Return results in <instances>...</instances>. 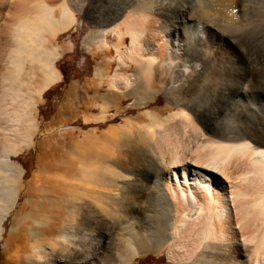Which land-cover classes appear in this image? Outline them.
Wrapping results in <instances>:
<instances>
[{
	"label": "bare ground",
	"instance_id": "1",
	"mask_svg": "<svg viewBox=\"0 0 264 264\" xmlns=\"http://www.w3.org/2000/svg\"><path fill=\"white\" fill-rule=\"evenodd\" d=\"M43 1L13 3L22 16L12 37L20 43L11 50L15 59H5L11 72L0 73V106L10 105L0 118V239L22 178L10 158L36 129L35 100L22 97L15 73L20 55L35 61L41 29L54 35L75 22L63 1L59 17ZM87 12L99 27L90 40L100 37L105 45L113 36L119 54L104 105L131 92V106L144 111L126 120L119 138L110 126V136L75 144L85 161L95 151L90 164H66L39 145V175L27 181L26 203L5 239L19 254L6 264H130L164 248L173 264H264V0H106ZM122 29L129 36L125 50L115 45ZM191 62L194 71L174 70ZM128 63L133 70L126 75L120 67ZM59 78L51 70L34 92L39 96ZM158 93L165 104L144 108ZM72 168L75 181L85 183L78 196L45 177L69 179Z\"/></svg>",
	"mask_w": 264,
	"mask_h": 264
},
{
	"label": "rangeland",
	"instance_id": "2",
	"mask_svg": "<svg viewBox=\"0 0 264 264\" xmlns=\"http://www.w3.org/2000/svg\"><path fill=\"white\" fill-rule=\"evenodd\" d=\"M61 1H63L67 5L68 9L75 18V22L72 23L67 30L62 32H57L54 35H52L51 31L49 29L47 30V28L43 29L44 31L46 29L45 32L41 29L40 30L41 33L39 32L36 38L39 47L37 48L29 47L32 50L34 48L35 50L34 52L36 53V55L37 54L39 55V58L35 59V61L38 60L39 63H36L34 59L31 58V56L29 57L26 55V57H24L25 53H22L20 55V57H22L21 59L22 65L20 63L19 69L15 72L17 73L18 79L21 82L23 81V85H21L20 87V90L22 92L21 93L22 97H31L33 98V100H35V107L31 110V114H32V118L34 117L33 120L36 129L35 131L29 129L30 130L29 132L32 135V142L26 146L22 145V149L18 150L17 154L15 156H11L10 158L11 159L10 162H12V164H15L21 170L22 178L20 181L21 186H19L18 189L17 201L13 205L9 216L2 225L3 232H2V237L0 239V264H6L7 262L15 261L17 259V255L19 254L20 249H16L15 252L13 253V247H14L13 244H10L11 246L6 245L5 239L9 233L11 222L13 219H15L14 216L16 215L17 211L26 203L27 197L25 195V185L27 181L30 180L31 177L36 178L39 175L38 172H34L35 161L37 157L41 155V149L39 145L43 143L45 146L47 145L46 147L53 149L52 151L54 158L56 157L61 161H64L66 164H68L69 161L71 160L72 162H75L78 165V162L85 161V155L82 154L83 151H78L74 148L75 144L78 145L83 144L85 142V136L88 135L90 136L92 135L94 137H101L103 135L110 136V134L106 132V130H108L110 126L115 128L116 138H119L121 135H124L122 134L121 132L122 130L120 129V127L125 125L126 120L131 119L136 114L142 113L144 111V109L142 110V108H136L131 106V102L133 101V96L131 92H128L127 97L122 99L121 101H116L115 103H109L107 106L110 105L109 106L110 108L104 105V101L102 100V95L106 93L108 87L105 84V81L108 78L107 75L110 74V72L115 71L116 68H119L117 67L119 66L118 65L119 62L118 63L116 62V60L118 61L119 54L116 53L113 45L111 46V44L114 42L113 36L112 39L111 37H107V41H106L107 43L105 45H101L102 42L100 37L92 38L94 39L96 45H94V41L91 40L93 41V43L89 47H87V45L85 46V40L91 39L89 36L91 33L98 35V31H99V27L94 26L95 22L92 21L91 19L90 15L92 14L88 13L87 10L88 11L92 10V8L96 7L97 5L99 7H101V5L104 6V4H106V0H60V3ZM57 2H59V0H45L44 2L46 6L49 7V9L51 8L49 11L50 15H52L53 14L52 12H54L53 16L55 17L60 16V10H59L60 3ZM13 3L14 5H16L15 0H0V19L4 18L3 21H1L2 19L0 20L1 23L2 22L4 23V24L2 23L3 25H1L0 23V31L2 30L1 31L2 34L0 32V45L1 47L4 46V44L6 45V43H4L3 40L5 36H8L10 34L8 33L7 35V31H9L10 29L11 30L9 32H11V34H10V38L8 36V40L12 42L11 43L12 45L9 43L11 46L9 44L6 45V46L9 45L8 47H6L8 49H5L4 47H3L4 49L2 50L0 49V51L4 53L3 56L4 59L2 57L0 58L1 60L0 65H2L0 66V73L11 72L10 69L12 68H9L11 65H9L10 63L8 64L5 59H9L8 57L15 59V57L13 58L11 52L13 50H16L20 43L17 37H12V34L16 33L14 32V30L12 31V29H14V24L17 22L16 17L19 13L17 8L16 11L15 10L13 11V9L15 8L13 7ZM17 7H19V5ZM3 10L4 13L6 14H3ZM11 10L12 12H10ZM14 12H15V16H14L15 18L13 17L14 14L13 15L11 14ZM9 14L12 16L10 17ZM18 16L20 17L19 19H21L22 15L21 16L18 15ZM7 21L11 24V26L7 24ZM5 26L6 28L4 30ZM122 32L123 33L121 34V39L119 40L118 43L116 42L115 45H118L120 47V50H125L128 48L129 45V36L128 34H126V32L123 29ZM44 43L46 44L44 45ZM22 49H24V47H22ZM2 52H0V54ZM9 55H12V57ZM105 55H107L108 57L107 60L104 61L103 59L102 60L99 59L101 60V62L98 63V66L100 67L99 68L100 71L103 70L102 73L98 71L97 68L95 69V71H93L92 66L96 61H98L97 58L99 57L101 58ZM80 59L82 60L80 61ZM78 62H80L79 67L77 66ZM46 63L49 66L47 65L45 66ZM192 63L193 62L185 63L184 65L181 64L178 67L174 68V70L175 69L184 70L186 73L194 71L197 68V66L194 63L193 64ZM42 66H45V68ZM50 69L51 70L55 69L56 71H60L63 77L60 79L59 82L58 79L54 83L50 84L49 87L41 91L40 95L38 96L34 91L43 84L44 82L43 79H45V74L49 73L51 71ZM75 70L77 71L76 78L78 80L80 81L84 79L87 80L89 77L90 78L93 77L92 80H89V82H92L94 84L93 86L95 85L98 86L97 87L98 92H94V98L97 97L101 102V105L98 106L100 108L99 114L92 116L86 115L87 117L85 116V118H89L88 121H81V120L71 121L64 119L61 120V122L59 123H54L53 117H54L55 107L53 106V102L63 97V93L65 92V90L68 89V86L71 85L72 73ZM120 70H122V72H124L126 75L130 74L133 70V65L132 63H128V65H124L122 68L120 67ZM99 72L101 73L100 75ZM168 72L170 73V75H172L173 73V72L171 73V69ZM112 74L113 72L110 75ZM169 86H170V81L167 80L166 88ZM91 90H93V87L91 88ZM92 92L93 91H90L89 89L85 88V95ZM90 100L92 101L93 99ZM153 100L151 102H148L144 108L146 109H151L154 107L159 108L165 104L164 97L160 93L156 94ZM91 101L89 102V107H92ZM8 107H10V105H7L6 107L0 106V118L4 119V117H1V115H4V111L7 110ZM93 112L97 113V110H93ZM259 114L261 116H264V111L261 110ZM103 115H104L103 122L97 123L94 120L95 116L101 117ZM3 119L0 120V124H2L3 122L5 123V120L2 121ZM45 127L48 129L46 130ZM10 143H8L7 141V144ZM99 146H101V148L103 149L104 147H106L105 145H103V143L100 144ZM9 147L11 148V144ZM94 154L95 151H91L89 155H87L88 158L85 161L86 164H90V162H94L95 160ZM59 173L61 174L63 172L60 171ZM75 173L76 172L72 168L71 173L68 174L69 179H64L58 175L57 176L45 175V177L46 178L49 177L50 181L53 184L54 183L57 184V185L54 184V186L63 188L64 190L67 189L70 190L74 188L75 194L76 196H78L82 193L83 189L85 188V183L82 180L76 182L75 177H77V173L76 174ZM79 178H81L80 175ZM68 195L69 196L67 197L72 200H74L73 197H76V196H72L71 192H69ZM46 205L48 204L46 203ZM27 245L28 243H25V246ZM130 264H173V263L168 261L166 255V249L164 248L160 250V252L158 253L148 252L141 256H136Z\"/></svg>",
	"mask_w": 264,
	"mask_h": 264
},
{
	"label": "crops",
	"instance_id": "3",
	"mask_svg": "<svg viewBox=\"0 0 264 264\" xmlns=\"http://www.w3.org/2000/svg\"><path fill=\"white\" fill-rule=\"evenodd\" d=\"M93 41H91L90 39L85 40V46L86 45L87 47L91 46ZM94 45H96L95 41H94ZM107 58H108L107 55L101 58L100 57L97 58L98 61L94 63V65L92 66L93 68L92 70L95 71L96 68H100L98 66V63L101 62L102 59L104 61L107 60ZM112 59H115V58H112ZM81 60L82 59H80V61ZM79 64L80 62H78V65H77L78 67H79ZM112 72H110V74ZM58 73L60 75V78L58 80L59 82L63 76L60 71H58ZM76 74H77V71L75 70L72 73L71 85H69L68 89L65 90V92L63 93V97L53 102V106L55 107L54 117H53L54 123H59L61 122V120H64V119L71 120V121H78V120L85 121L86 115L92 116V115L99 114L100 108L98 106L101 105V102L99 101L97 97L94 98V92H98L97 90L98 86L96 85L93 86L94 84L92 82H89V80H92L93 77L92 78L87 77L88 78L87 80L84 79L80 81L76 78L77 76ZM92 87H93V90H91ZM85 88L93 92L85 95ZM90 99H93V100L91 101ZM90 101H91L92 107H89ZM93 110H97V113H94Z\"/></svg>",
	"mask_w": 264,
	"mask_h": 264
}]
</instances>
